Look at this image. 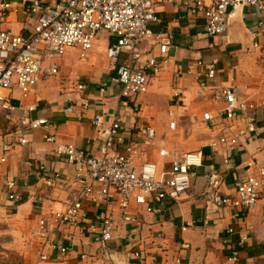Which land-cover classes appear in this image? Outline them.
<instances>
[{
  "label": "built area",
  "instance_id": "obj_1",
  "mask_svg": "<svg viewBox=\"0 0 264 264\" xmlns=\"http://www.w3.org/2000/svg\"><path fill=\"white\" fill-rule=\"evenodd\" d=\"M161 4L176 5L192 24L202 18L204 34L208 38L225 34L232 12L240 6H250L258 16H264V0H0V113L7 121L14 120L16 107L11 102L14 91L20 93L23 103L40 83L61 74V61L68 50L78 48L81 58L86 59L99 32H108L111 37L107 56L112 60V70L116 74L104 81L99 91L106 95L110 87L117 86L123 99L121 108L94 118V126L103 137L100 155L75 144L58 145L56 153L75 167L83 186L74 200L49 214L44 213L42 195L31 198L34 210L41 214L40 236L50 239L51 248L61 254L69 253L70 247L57 242L52 235L56 229L75 227L98 245L104 258L113 264H121V254L128 261L146 263L147 255L142 248L145 239L131 237L124 250L113 246L120 223L132 225V233H139L142 229L138 217L131 212L133 204L146 205L148 212H155L150 204L152 201L160 203L176 199L190 191L196 170L205 165L203 151L168 149L163 144L158 152L161 161L149 159L147 146L158 142L155 127L151 123L135 124L134 131L145 137L141 143L137 136H129L131 129L123 126L122 109L133 108L136 97L150 92L153 77L162 73L171 62V44L155 43L156 34L151 28L159 20L157 7ZM19 12L32 23L31 28L26 27L27 32L16 33L9 27L12 16ZM120 59L122 62L119 63ZM218 73L219 60L202 57H195L187 71L203 90L212 89L216 110L205 112L203 122L211 137L210 146L225 149L228 153L225 161L228 162L236 148L257 137V114L264 108V92L260 102L256 103L249 86L242 92L232 84L216 82L210 85ZM78 87L85 89L82 84ZM37 107L38 102H34L27 111L32 112ZM66 112L73 113L74 107H67ZM48 122L47 118L41 117L23 123L30 130H36L46 127ZM170 128H176L175 121L170 122ZM45 138L56 142L54 136L46 135ZM18 142L27 145L29 140L26 135H20ZM16 146L17 143L0 137V179H3L7 199L18 206L23 195L16 179L5 172L9 160L16 156ZM37 169L38 176L48 186L63 180L59 171L46 164ZM248 170L247 176L236 182L234 195L220 191L222 181L217 173L208 175L209 182L203 193L208 216L205 223L209 222V215L226 209L236 210L237 218L245 216L264 201V166L249 162ZM114 203L121 211L118 217L114 213ZM86 204L97 209L94 217L85 210ZM227 232L232 236L236 229L230 227ZM164 239L165 235L158 233L151 242ZM244 239L245 236L242 241ZM229 242L230 239L225 244ZM183 247L190 245L184 243ZM238 257L239 251L233 250L230 259L235 263ZM47 259V255L40 257L41 262Z\"/></svg>",
  "mask_w": 264,
  "mask_h": 264
},
{
  "label": "crops",
  "instance_id": "obj_2",
  "mask_svg": "<svg viewBox=\"0 0 264 264\" xmlns=\"http://www.w3.org/2000/svg\"><path fill=\"white\" fill-rule=\"evenodd\" d=\"M157 15L159 20L151 25L156 34L154 42L171 44V62L162 73L153 77L150 92L136 97L133 108L122 109L123 126L131 129L129 136H137L141 143L145 137L134 131L135 124L151 123L155 127L158 142L147 146L149 159L161 161L158 152L163 144L168 149L203 151L206 160L205 165L196 170L190 191L176 199L160 203L152 201L150 204L155 212H148L146 205L133 204L131 212L138 217L142 230L132 233V225L120 223L113 246L124 250L131 237L145 239L142 248L147 262L128 261L123 254L119 255V261L121 264H264V201L245 216L237 218L236 210L226 209L209 215V222L205 223L207 214L203 200L209 174L220 176L222 185L219 189L223 194L234 195L236 182L248 174L249 162L264 166V108L257 114V137L236 148L227 162L225 149L210 146L211 137L203 122L205 112L216 110L212 89L203 90L195 78L187 74L195 57L218 59L219 73L210 85L216 82L232 84L242 92L249 86L255 102L259 103L264 92V16H258L250 6H240L231 14L228 31L216 38H208L204 34L205 21L198 18L195 23H190L176 5H158ZM9 27L16 33L27 32L26 27L31 28L32 23L19 12L12 16ZM107 41L108 48L110 36ZM64 63L61 62V67ZM115 74L112 70L99 86L85 81L78 83L85 85V89L76 85L64 93L54 80L56 77L52 78L40 83L23 103L20 93L14 91L11 100L16 107L13 121H7L0 113V137L17 143L16 156L9 160L5 172L16 179L23 195L20 205H12L3 190V179H0V264H113L80 228H55L52 238L70 247V252L61 254L53 250L50 239H44L38 232L41 214L34 210L31 198L35 195L44 197L45 214L76 198L83 186L82 180L77 178L75 167L58 155L56 149L60 144H75L100 155L103 137L94 126V118L121 108L123 98L117 86L110 87L106 95L99 88ZM162 91H167L170 96L161 112ZM150 94L156 97L149 99ZM34 102H38L37 109L28 112L29 105ZM69 106L74 107L73 113L66 112ZM41 117L48 119L46 127L30 130L23 123ZM172 121L176 122L175 129L170 128ZM20 135L27 136V145H19ZM46 135L54 136L56 142L47 141ZM42 164L59 171L63 180L55 186L46 185L37 174V168ZM113 209L118 217L121 211L117 203L113 204ZM85 210L94 217L97 209L86 204ZM6 216L11 218L4 219ZM230 227L236 229L232 236L227 232ZM158 233H163L165 239L152 243L153 236ZM244 236L246 239L242 241ZM228 239L230 242L226 245ZM184 243L190 247L184 248ZM233 250L239 251L235 263L230 259ZM41 255H47L48 259L41 262Z\"/></svg>",
  "mask_w": 264,
  "mask_h": 264
},
{
  "label": "rangeland",
  "instance_id": "obj_3",
  "mask_svg": "<svg viewBox=\"0 0 264 264\" xmlns=\"http://www.w3.org/2000/svg\"><path fill=\"white\" fill-rule=\"evenodd\" d=\"M108 36H110L108 32L101 31L98 33L97 40L93 50L90 52L91 55L89 58L82 59L78 48L68 50L62 60L65 63L61 67V74L56 78L54 77V80L60 86L61 93L85 81L99 86L100 82L111 74L113 62L107 57L106 53ZM160 94L159 111L162 112L166 108L165 104L169 100L170 94L167 91H162ZM150 95L148 97L149 99L156 97L155 94ZM3 218L10 219L11 217L6 216Z\"/></svg>",
  "mask_w": 264,
  "mask_h": 264
}]
</instances>
